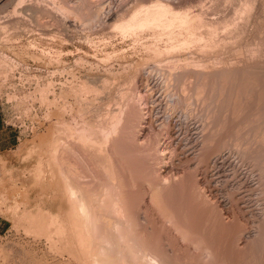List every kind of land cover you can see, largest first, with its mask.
I'll list each match as a JSON object with an SVG mask.
<instances>
[{"label":"rangeland","instance_id":"obj_1","mask_svg":"<svg viewBox=\"0 0 264 264\" xmlns=\"http://www.w3.org/2000/svg\"><path fill=\"white\" fill-rule=\"evenodd\" d=\"M245 1L0 0V264L97 263L99 248L49 222L71 206L61 166L106 184L112 165L131 163L101 148L115 143L142 163L129 168L147 178L134 206L163 259L264 264V0ZM141 8L161 21L121 25L141 12L146 22ZM157 170L180 181L165 192L180 208L170 219L148 203Z\"/></svg>","mask_w":264,"mask_h":264},{"label":"bare ground","instance_id":"obj_2","mask_svg":"<svg viewBox=\"0 0 264 264\" xmlns=\"http://www.w3.org/2000/svg\"><path fill=\"white\" fill-rule=\"evenodd\" d=\"M231 1V0H230ZM250 2V0H248ZM244 2H246L244 0ZM215 3V2H214ZM218 3V2H217ZM242 3V2H241ZM247 3V2H246ZM245 3V4H246ZM244 4V5H245ZM251 4V3H249ZM159 5V4H157ZM239 4H237V7H238ZM242 5V4H241ZM243 5V6H244ZM161 6V4H160ZM154 7L155 9L158 8V9H154V11L157 12L156 13H159V12H162V11H159L161 7ZM248 7H250L251 5H246ZM259 6V5H258ZM36 6H34V9H35ZM208 7V6H207ZM247 7V8H248ZM252 7V6H251ZM38 8V7H37ZM36 8V9H37ZM163 8V7H162ZM161 8V9H162ZM166 8V7H164ZM239 8V7H238ZM237 8V9H238ZM247 8L244 7V10H248ZM142 9V8H141ZM251 9V8H249ZM24 10H31L32 11V7L31 9L30 8H27V9H24ZM39 10V9H38ZM144 9H142L143 11ZM146 10V9H145ZM144 10V11H145ZM148 10V11H147ZM147 12L146 14L144 13V15H147L146 16V22H144L145 20V17L144 19H142L139 15L142 13L141 11L137 10L138 12H141L139 15L138 14H134L131 16V18L128 20V21H125V22H122L121 25L124 26V27H133L134 26L132 24H135L136 26H139L138 24L141 25V27L144 25L145 26V23L147 26H151L153 25L151 20L148 19V16L150 17V13L152 15L155 14V12L151 11L149 13V9L147 8ZM236 10V9H235ZM242 10V9H241ZM240 10V11H241ZM244 10H242L244 12ZM245 10V11H246ZM17 9H14L13 12H16ZM23 11V10H22ZM135 11V12H137ZM163 11H165V9H163ZM169 12H172L173 15L175 14H179V12H175L173 13V11L171 10H168ZM206 11V10H205ZM225 11V10H224ZM234 11V10H233ZM249 11V10H248ZM137 12V13H138ZM191 12V11H190ZM189 12V13H190ZM198 12V11H197ZM223 12V11H222ZM239 12V10L237 11ZM17 13V12H16ZM149 13V15L147 14ZM187 13V14H186ZM201 13V12H199ZM186 14V15H185ZM185 14L183 12H180V15H178L179 17L182 15V17L178 18V16L176 15L174 18L175 20L178 18L180 19V22L183 18V16H188V18L191 17V14H188V12H185ZM198 14V13H197ZM202 14V13H201ZM156 15V14H155ZM154 15V16H155ZM167 15V13L165 14ZM199 15V14H198ZM139 16V19H142V20H138L139 22L142 21L144 22V24H141V23H134L136 22V17L138 18ZM153 16V17H154ZM196 16V15H194ZM193 16V17H194ZM259 16V15H258ZM143 17V16H142ZM151 16V19L153 18ZM160 17V16H159ZM163 17H164V14H163ZM161 17V18H163ZM197 17V16H196ZM225 17V16H224ZM186 20L188 19L187 17H185ZM147 19L148 21H151L150 24L151 25H148L149 22H147ZM155 19V18H154ZM158 18H156L154 20V24L155 21L157 20ZM171 19V18H170ZM198 19V18H197ZM231 19V18H230ZM160 20V19H159ZM157 20V22L159 21ZM169 20V19H168ZM175 20L173 21L170 20L171 22H175ZM185 20V19H184ZM185 20V21H186ZM232 20V19H231ZM161 21V20H160ZM177 21V20H176ZM183 21V20H182ZM132 22V23H131ZM172 22V23H173ZM179 22V21H177ZM232 22V21H231ZM131 23V25H130ZM148 23V24H147ZM176 23V22H175ZM184 23V22H183ZM190 23H193V21H191ZM189 23V24H190ZM195 23V22H194ZM161 24L163 25L164 23L161 22ZM171 24V23H170ZM185 24V23H184ZM182 24V26L184 25ZM189 24H186V26H188ZM174 26V23L172 24ZM179 25V24H178ZM195 25V24H193ZM135 26V27H136ZM171 26V25H170ZM180 27L181 26V23L179 25ZM179 26H177V28H179ZM140 27V26H139ZM137 27V28H139ZM128 28V29H129ZM132 28V29H133ZM185 28V26H184ZM174 29V28H173ZM172 29V30H173ZM184 30V29H183ZM186 30V29H185ZM174 31V30H173ZM180 31V30H179ZM193 33V32H192ZM174 34V33H173ZM176 34V33H175ZM179 34V33H178ZM177 34V35H178ZM172 36V35H171ZM174 36V35H173ZM188 38V37H187ZM182 40V39H181ZM186 40V39H185ZM184 40V41H185ZM182 42V41H181ZM3 55V54H2ZM170 63V62H169ZM199 63V61H198ZM203 64V63H202ZM177 70V69H176ZM201 71V70H200ZM106 80V79H105ZM87 85V84H86ZM86 88V87H85ZM84 90V89H83ZM89 91V90H88ZM96 93V92H94ZM122 94V93H121ZM131 94V93H130ZM116 95V94H115ZM98 96V95H97ZM96 98V96H95ZM83 101V99H82ZM88 102V101H87ZM114 105V104H113ZM118 105V104H117ZM120 106V105H119ZM132 106V105H131ZM103 108V107H102ZM100 110V109H99ZM106 110V109H105ZM108 110V109H107ZM132 110V108H131ZM118 111V110H117ZM120 111V110H119ZM122 112V111H121ZM133 112V111H132ZM89 113V112H88ZM101 113V112H100ZM99 113V114H100ZM110 113V111H109ZM113 113V112H111ZM119 113V112H117ZM106 114V113H105ZM122 115V113H120ZM134 114V112H133ZM103 114H101L102 116ZM112 115V114H110ZM119 115V114H118ZM130 115V114H129ZM128 116V115H127ZM97 117V116H96ZM99 117V115H98ZM107 117V116H106ZM121 117V116H120ZM101 118V117H100ZM108 118V117H107ZM111 118V117H110ZM114 118V117H113ZM128 118V117H127ZM120 119V118H119ZM129 119V118H128ZM98 120V118H97ZM124 120V119H122ZM137 120V119H136ZM111 121V120H110ZM117 121V120H116ZM120 122V120H118V123ZM129 122V121H128ZM110 123V122H109ZM135 123V122H134ZM112 123L108 124L111 126ZM124 124V123H123ZM113 125V124H112ZM115 125V123H114ZM122 125V124H121ZM132 125V124H131ZM70 126V125H69ZM123 126V125H122ZM66 127V126H65ZM73 127V126H72ZM103 127V125H102ZM101 127V128H102ZM68 128V127H67ZM99 128V127H98ZM109 128V127H108ZM107 128V129H108ZM112 128V127H111ZM114 128V126H113ZM112 128V129H113ZM134 128V127H133ZM70 129V127H69ZM119 129V128H118ZM117 129V130H118ZM124 130L125 128H121V130ZM114 130V129H113ZM109 131V129L107 130ZM130 131V130H129ZM79 132V131H76V133ZM112 132V131H110ZM131 132V131H130ZM75 133V134H76ZM108 133V132H107ZM78 134V133H77ZM109 134V133H108ZM70 135V134H69ZM80 135V134H79ZM123 135V133H122ZM67 136V135H65ZM103 136V135H102ZM116 136V134L114 135ZM79 137V136H78ZM81 137V136H80ZM83 137V136H82ZM86 138L88 136H85ZM109 137V136H108ZM113 137V136H112ZM124 137V136H123ZM73 138V136H72ZM104 138V137H103ZM85 139V138H84ZM105 139V138H104ZM125 139V138H124ZM146 139V138H145ZM83 140V138H82ZM122 140V139H121ZM72 141V140H71ZM86 141V140H85ZM90 141V140H89ZM105 141V140H104ZM109 141V140H108ZM108 141H106L108 143ZM117 141V139H116ZM64 142V141H63ZM75 142V141H74ZM137 142V141H136ZM150 142V141H149ZM119 143V142H118ZM123 143V142H122ZM57 144V143H56ZM145 144V143H144ZM143 144V145H144ZM149 144V143H148ZM147 144V145H148ZM96 145V144H95ZM105 146V150L110 154L116 156V158L120 159L121 161H117L118 163L122 162V159L125 158L126 160H129L127 159L126 157H129L131 156V163H123L119 165V167L115 166L113 167V165L111 166V170L110 172H112V177L110 176V179L107 177L106 179V184L104 183V180L103 182H98V183H94L93 181L96 180V179H90V178H87V179H84V177L82 176L83 180H79L80 179V176L79 175L81 173L78 174V166H74L72 168V170L70 169H67V167H63L61 165H63V163L61 164L60 162V166H61V169H60V175H61V179L63 181V183L65 185H63V187L65 186V189H64V192L66 194V198H68L67 200L69 201L70 203V208L69 209H65L64 207H62L64 210H61L62 208H60V213L56 214L54 213L53 216H51V224H53L57 229V232L58 233H66V232H71L72 231V241L73 243L76 244V246L79 247V249H82L84 251H87L88 253L91 252V248L95 249V248H99V250L97 251H100L101 254H100V260H99V257L96 255L97 251L95 249V253L94 255L97 256V263L99 261L98 264H173L172 261H167L165 258L163 259V256H165L163 253L166 251L164 250V252L162 251V248L166 245L163 246V244H158L157 243V237L155 235V233H153L152 231H150V226H149V221H148V216H146V214H139L140 212H138L139 210L135 209V206H134V199L136 197L139 196V193L142 195V192L139 190L141 185H139L141 182V180L143 179H147L145 178L144 176L140 178L139 174L142 173H138L139 171L138 170H130L132 168L136 169V168H139L142 163L138 161H132V155H131V152L129 149V156L128 155H125L127 154V151L125 152L124 150H126L125 148H122V149H119V147L121 148V144H119V146L115 143V144H102L101 145V148L103 149V147ZM103 146V147H102ZM118 146V147H116ZM62 147V146H61ZM60 147V148H61ZM126 147V146H125ZM133 147V146H132ZM144 147V146H143ZM118 148V150H117ZM134 148V147H133ZM137 147L135 146V149ZM145 149V148H144ZM123 150V151H121ZM140 150V153L141 151V148L139 149ZM149 150V149H147ZM153 150V148H152ZM55 151V150H54ZM100 151V150H99ZM105 151V152H106ZM133 151V149H132ZM146 151V150H145ZM144 151V152H145ZM135 152V151H133ZM103 153V152H101ZM140 153H137V154H140ZM146 153V152H145ZM150 154L152 153L151 151L149 152ZM148 153V155H149ZM165 153V152H163ZM55 154V153H54ZM142 154V153H141ZM162 154V153H161ZM160 154V155H161ZM166 154V153H165ZM102 155V154H101ZM107 155V154H106ZM111 155V156H112ZM124 155V156H123ZM216 155V154H215ZM166 156V155H165ZM139 157V155H138ZM136 157L135 155V158H138ZM154 157V156H153ZM65 158V157H64ZM103 158V157H102ZM111 158V157H109ZM116 158H112V159H116ZM165 159L164 158V155L160 156L158 158V161H154V162H159V164H164L166 163L165 162ZM51 160V159H50ZM56 160V159H55ZM58 160V159H57ZM103 160V159H102ZM107 160V159H106ZM124 160V159H123ZM153 160V159H151ZM70 161V160H69ZM104 161V160H103ZM143 161V160H142ZM56 162V161H55ZM58 162V161H57ZM64 162V161H63ZM96 162V161H95ZM111 160H107L104 165H107L110 166L111 165ZM133 162V163H132ZM49 163V162H48ZM79 163V162H78ZM100 163V162H99ZM103 163V162H102ZM113 163V162H112ZM140 163V165H139ZM70 164V162L68 163ZM75 164V163H74ZM73 164V165H74ZM150 164V163H149ZM155 164V163H153ZM65 165V163H64ZM67 165V163H66ZM72 165V164H71ZM70 165V167H71ZM79 165V164H78ZM150 166V165H149ZM54 167V166H53ZM75 167H78L76 168V171H75ZM103 167V166H102ZM113 167V169H112ZM57 168V167H56ZM130 168V169H129ZM142 168V166L140 167V169ZM127 169H129L131 172L129 174V176L126 174L127 172ZM162 169V168H161ZM81 170V169H80ZM87 170V169H86ZM129 170L127 173H129ZM147 170V169H146ZM163 170V169H162ZM169 170V169H168ZM84 171V170H83ZM82 171V172H83ZM126 171V172H125ZM137 173H135V172ZM158 171V170H157ZM155 171V173L157 172ZM109 172V174H111ZM159 172V171H158ZM90 173V172H89ZM161 174V171L159 172ZM168 173V172H167ZM85 174V173H84ZM83 174V175H84ZM105 174V173H104ZM136 174V175H135ZM166 174V173H165ZM78 175H79V178H78ZM87 175V174H86ZM137 175L138 177L140 178L138 180L137 178ZM167 175V174H166ZM164 174H161L159 175V177H163L161 178L162 181L161 183L159 184H154V182L152 183L151 181L148 182V186H147V193L146 195L149 194V204L151 203V205H158L159 208L161 209V211H164L166 210L165 212L166 213H169L166 217H170V215H173L176 214L177 212H179L180 208L179 207H172L170 206V200L168 198H165V192H169L170 190H172L173 188H176L174 186L180 184V181H179V178H175V176L171 175L170 177L173 178H169L168 176H166ZM109 176V175H108ZM89 177V176H88ZM102 180V179H101ZM108 180V182H107ZM142 180V181H143ZM51 183V182H50ZM144 188H145V185H144ZM177 189V188H176ZM183 189V188H182ZM179 191V190H178ZM62 192V191H61ZM63 192V193H64ZM168 194H171L168 193ZM167 194V195H168ZM191 194V193H190ZM64 195V194H63ZM173 195V194H172ZM171 195V196H172ZM186 195V194H185ZM188 195V194H187ZM165 196V197H164ZM171 196L169 198H171ZM62 197V196H61ZM59 197V198H61ZM142 197V196H141ZM136 200V199H135ZM140 200V199H139ZM138 200V201H139ZM169 200V201H168ZM180 200V199H179ZM172 201H174V198L172 199ZM177 201V200H176ZM179 202V201H178ZM183 202V201H182ZM184 202H187V201H184ZM139 203V202H138ZM173 203V202H172ZM171 203V204H172ZM175 204V203H173ZM60 205V204H59ZM136 205V204H135ZM140 205V204H139ZM138 206V205H137ZM150 206V205H149ZM180 206V205H179ZM137 208V207H136ZM140 208V206L138 207V209ZM59 209V208H58ZM64 212L65 214H63L62 211H65ZM148 211V210H147ZM164 212V213H165ZM52 215V214H51ZM162 215V214H161ZM150 216V215H149ZM152 217V216H151ZM171 218V217H170ZM169 218V219H170ZM191 218V216H190ZM166 219V218H165ZM188 221L190 222L189 218H188ZM194 221V220H193ZM192 222V221H191ZM208 223V222H207ZM215 223V222H214ZM229 223V222H228ZM167 224V223H166ZM188 224V222H187ZM192 225V224H191ZM197 226V225H196ZM152 227V225H151ZM189 227V226H188ZM49 229V228H48ZM70 231H69V230ZM188 229V228H187ZM208 229V228H207ZM219 229V228H218ZM185 230V229H184ZM222 230V229H221ZM212 232H215L212 231ZM187 233V232H186ZM189 233V232H188ZM193 233V232H192ZM196 233V232H195ZM217 233V232H215ZM214 233V234H215ZM210 234V233H208ZM219 234V233H218ZM239 234V233H238ZM212 235V233L210 234ZM181 236V235H180ZM194 236V235H193ZM216 236V235H215ZM70 238V236H69ZM194 238V237H193ZM69 240V239H68ZM229 240V239H227ZM70 243H72L71 241H69ZM190 242V241H189ZM212 242V240H211ZM217 245V243L215 244ZM220 245V244H219ZM77 247V248H78ZM165 248V247H164ZM170 249V248H168ZM172 250V249H171ZM205 250L209 251L210 254H217L219 255L222 251L221 249L218 247V246H206ZM242 250V249H241ZM94 251V250H92ZM176 251V250H175ZM199 251V250H198ZM202 251V250H201ZM205 251V253L207 252ZM98 252V254L100 253ZM163 252V253H162ZM168 253V252H167ZM174 253V251H173ZM208 253V252H207ZM239 254V253H238ZM90 255H92L90 253ZM225 255V254H224ZM176 256V255H175ZM214 256V255H213ZM88 258V257H87ZM94 258V256H93ZM102 258V260H101ZM94 259V260H95ZM95 261V263H96ZM101 261V263H100ZM174 262V261H173ZM219 262V261H217ZM221 262V261H220ZM96 263V264H97ZM176 263V262H175ZM234 263V262H233ZM88 264V263H87Z\"/></svg>","mask_w":264,"mask_h":264}]
</instances>
